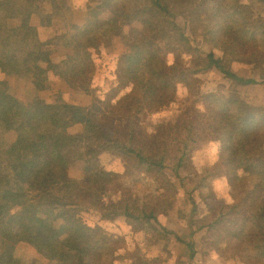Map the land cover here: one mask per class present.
Instances as JSON below:
<instances>
[{"label": "trees", "instance_id": "trees-1", "mask_svg": "<svg viewBox=\"0 0 264 264\" xmlns=\"http://www.w3.org/2000/svg\"><path fill=\"white\" fill-rule=\"evenodd\" d=\"M60 3L64 4V0ZM87 3L89 9L106 11L107 17H91L81 32L58 35L70 49L68 66H49L73 90L68 94L77 97L62 99L59 104L43 103L37 115L24 109L16 111L17 117L12 119L17 139L12 144L0 143V264H24L13 255L20 243L28 244L32 253L35 251L52 264H116L122 241L98 225L89 226L81 213L84 209L103 213L108 207L103 197L123 187L109 189L102 176L91 182L72 180L61 144L70 137L72 143H98L102 150L113 152L118 148L125 164L157 174L179 190L184 188L179 168L189 152L188 143L193 142L192 120L204 116V111L214 120L222 139L220 157L231 169L234 202L211 207L208 215L200 219V228L206 232L200 247L205 252L212 248L221 260L244 259L250 253L264 261L263 106H249L239 96L226 97L216 92L193 95L195 101H185L179 110L182 116L175 126L177 136L173 142L182 145H177L174 161L167 145L154 141L153 136H144L146 143H138L143 139L142 116L168 108L181 89H188L187 83L194 75L215 68L241 85L264 86V76L245 79L234 73L232 65L226 69L222 64L223 57L236 67L263 60L262 15L240 11L239 0ZM259 3L264 6V0ZM5 11L0 10L1 98L10 76L28 75L41 60L38 29L52 25L55 17L62 14L59 10L41 9L40 25L24 17L20 26L11 30L7 26L9 14L2 17ZM186 27L189 35L185 34ZM125 28H129V34ZM116 35H121V59H127L126 66L123 63L117 72H112L113 83L105 77V86L99 90L102 96L78 103L81 92L90 97L93 90L87 72L89 49L104 46ZM258 36L263 38L259 50L258 44L252 43ZM201 41L204 43L199 45ZM199 102L203 104L201 108L197 107ZM136 135L140 136L138 141ZM108 177L118 175L111 173ZM137 194L126 190L123 197L109 205L105 215L120 217L134 226L142 233L146 250L162 245L158 255L146 258L144 253L140 258L143 264L169 263L172 254L167 246L171 238L190 249L185 263L174 264H191L196 255L193 242L164 228L149 200ZM158 199H162L161 195ZM192 213L191 221L196 224L199 220Z\"/></svg>", "mask_w": 264, "mask_h": 264}, {"label": "rangeland", "instance_id": "rangeland-1", "mask_svg": "<svg viewBox=\"0 0 264 264\" xmlns=\"http://www.w3.org/2000/svg\"><path fill=\"white\" fill-rule=\"evenodd\" d=\"M217 2H220V0H217ZM237 8L243 12H248L250 10V12L261 14L264 21V6L259 3V0H239ZM5 10L6 11L2 13V17L7 15L10 11L9 9ZM105 15H107L106 11L95 10L92 18H106L107 16L105 17ZM179 23L182 25V20ZM186 29L188 28L186 27ZM124 32L129 34V28H125ZM190 33L189 29L185 30V34L189 35ZM121 35H116L115 38L104 43V46H94L89 49L90 54L87 55L86 61L90 63V71L88 70L87 72L90 73V88L93 90L90 92V97H85V94L81 92L80 97L83 101L82 104L84 103V99L92 101L93 96L94 98L102 96L99 95V90L105 86L103 84L105 77L109 78L108 83H113L112 77L114 75L112 72H117V69L123 63L126 66L127 59L124 61L121 59L124 51ZM60 40L64 45V40ZM255 40L256 41H252V43L258 44L257 50L261 49L263 38L258 36ZM202 43L204 42L201 41L198 44L200 45ZM40 44H43L41 40ZM40 48L41 46H39V54L41 53ZM244 53L249 52L246 51ZM252 58L255 59V57ZM169 59H172V57H169ZM68 60L64 64L58 65L66 66ZM222 64L226 66V69H230L232 65L234 73L245 79H259L261 75L264 76V56L263 60L258 63H248L250 65L244 63L237 65V67L226 57H223ZM82 67L83 63L80 62L79 72H81ZM77 70L78 68L74 66V71L76 73ZM190 79L189 83H187L188 89H181V94L176 97V101L168 108L142 116V138L147 135L153 136L152 138H154V141H158L161 145H167L170 152L172 151L171 158L173 161L177 145L178 147L182 145L181 143L173 141L176 139L174 136H177L175 126L182 116L179 110H181L185 101H195L194 96L198 94H211L216 92L222 93L226 97L239 96L249 106L264 107V86L262 85H241L231 78L226 77L215 68H210L204 73L194 75ZM0 81H3L2 76L0 77ZM95 81L97 84L93 85ZM61 84L62 85L59 86L61 88L44 90L42 93L51 97H47L48 99L44 98L43 100L45 102L50 101L52 104H59L62 98L74 99L77 97L74 93L68 94L73 90L69 86L66 87L64 81ZM109 91L108 88V92ZM9 103L15 110L17 109V111L23 109L19 107L17 103L12 104L9 98L8 100H5V97L1 98L0 92L1 108L6 109L5 107H7ZM202 106V103H197V107L201 108ZM40 112L41 108L34 114L37 115ZM190 116L194 118L195 115L192 113ZM13 117L17 116L13 115ZM196 119L192 120L194 127L192 129L191 138L193 142L188 143L189 152L182 166L179 168L180 177L184 186L183 189L181 188L179 190L171 188V184L167 181L160 180L157 174H149L143 169L134 170L133 167L129 166V163L125 164L123 162L125 159L120 156L118 148L113 152L109 149L102 150L99 148L98 143H72L73 140L70 137L63 141L61 147L63 155L67 158V173L72 180L91 182L96 179V177L102 176L104 181H108L109 189H113V187L117 188L118 186L123 187L116 190L114 194H108L107 197H103L102 202H104L105 206H108L107 208H109L110 204L123 197V194H126V190L138 192L137 196L143 198L144 201L149 200L153 207L152 210H154L157 216V220L164 228L178 234L185 240H191L193 242L196 255L191 261V264H206L217 255L212 248L205 252L204 248L200 247V243L206 239L205 230H201L200 228L202 225L200 219L208 215V210L211 207H215L218 204L226 205L233 203L234 195L230 185L231 169L227 164L221 161L220 157L223 143L219 130L214 120L206 111H204V116H196ZM14 120V118L12 119V115L0 114V131L6 129L13 130ZM69 132L71 133V131ZM2 137L3 133H0L1 144H12L7 143L6 138ZM139 137V135L136 137V141L140 139ZM146 141L147 140L143 138L138 143H146ZM123 144L128 145V143ZM136 144L137 143H135V145ZM111 173L117 174L118 177L109 179L108 176ZM158 195H161V200L158 199ZM107 208L103 209V213L91 212L84 209L81 215L89 226L94 227L98 225L103 228L107 234L122 241V248L117 253L118 258L115 261L116 264H143L144 262L140 258L144 253H146V258L158 255L157 250L160 249L162 245L146 250L148 246L145 242V245H142V233L137 231L134 226L128 225L120 217H107L105 215V213L108 212ZM191 213L199 220V222L198 220L196 221L198 223L195 224L191 221ZM27 216L29 218V212ZM57 225L58 224H56V226ZM167 248L172 255L169 258V263L165 264H174L177 261L185 263L183 260L187 261L190 249L185 245L171 238ZM33 254L37 258H41L35 251H33ZM13 255L15 257V251ZM42 260L44 261V259ZM240 260L246 264H264V261L254 257L253 254L250 253L247 258ZM46 263L52 264L51 262Z\"/></svg>", "mask_w": 264, "mask_h": 264}, {"label": "crops", "instance_id": "crops-1", "mask_svg": "<svg viewBox=\"0 0 264 264\" xmlns=\"http://www.w3.org/2000/svg\"><path fill=\"white\" fill-rule=\"evenodd\" d=\"M5 9L10 10L8 12L7 26L11 30L17 29L20 26V20L24 17H31L33 23L40 25V22L43 20L39 11L41 9L43 11L56 12L59 10L60 13L62 12L61 15L59 14L55 17L52 25L43 26L38 29V38L43 42L40 48L41 60L33 65L28 75L24 77L12 75L7 80L5 100L9 98L12 104L17 103L26 112L34 114L40 109L41 104H52L50 101L46 100L47 102H45L43 100L51 96L42 92L50 89L55 90V88H58L63 83L61 78L49 69L50 65L64 64L69 58L70 51L61 43L58 35L64 36L69 33L81 32L88 26L90 18L97 9H89L87 0H64V4L62 5L60 0H0V10ZM41 95L45 96L42 97ZM68 100L72 99L68 98ZM82 102V98L80 97L78 103L82 104ZM5 108L0 109V111H3L0 114L13 116L17 111L10 103ZM0 133H3L2 138H6L7 143H14L17 139V134L12 129L0 131ZM15 254V258L24 264H47L41 258H37L31 252L30 246L25 243H20L16 246ZM183 261L186 262L185 260ZM206 264L246 263L240 259L221 260L213 257Z\"/></svg>", "mask_w": 264, "mask_h": 264}]
</instances>
